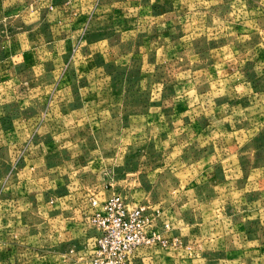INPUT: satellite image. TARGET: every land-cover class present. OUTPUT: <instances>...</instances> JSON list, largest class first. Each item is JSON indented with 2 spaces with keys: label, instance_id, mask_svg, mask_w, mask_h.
Masks as SVG:
<instances>
[{
  "label": "rangeland",
  "instance_id": "rangeland-1",
  "mask_svg": "<svg viewBox=\"0 0 264 264\" xmlns=\"http://www.w3.org/2000/svg\"><path fill=\"white\" fill-rule=\"evenodd\" d=\"M114 193L136 264H264V0H0V264H82Z\"/></svg>",
  "mask_w": 264,
  "mask_h": 264
},
{
  "label": "built area",
  "instance_id": "built-area-1",
  "mask_svg": "<svg viewBox=\"0 0 264 264\" xmlns=\"http://www.w3.org/2000/svg\"><path fill=\"white\" fill-rule=\"evenodd\" d=\"M92 203L88 221L97 234L82 264H136L140 247L161 240L158 208L144 203L129 205L116 193Z\"/></svg>",
  "mask_w": 264,
  "mask_h": 264
}]
</instances>
